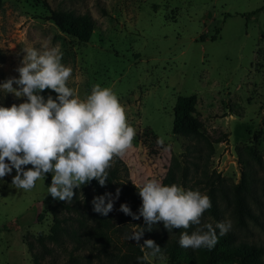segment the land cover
Returning a JSON list of instances; mask_svg holds the SVG:
<instances>
[{"label": "rangeland", "instance_id": "1", "mask_svg": "<svg viewBox=\"0 0 264 264\" xmlns=\"http://www.w3.org/2000/svg\"><path fill=\"white\" fill-rule=\"evenodd\" d=\"M45 3L52 9L89 13L96 21L90 40L81 42L62 33L48 19ZM44 44L60 45L62 63L72 69L67 84L80 98L100 84L113 89L125 107L136 136L133 147L118 157L121 180L135 188L148 179L162 181L176 158L179 186L206 194L219 173L220 186L227 192L240 178L244 165L239 159L243 158L253 178L254 197H248V203L256 220L247 218L245 226L237 224L229 193L216 191L219 216L206 210L201 225L230 220L229 232L236 242L261 245L264 251L260 190L264 178V0H0V84L19 77L16 69L26 55L22 49L42 51ZM41 94L57 96L51 90ZM179 95L196 96V115L211 143L203 137L172 133L173 106ZM26 99L0 90V106L10 108ZM159 136L165 137L164 145L157 144ZM15 175L13 169L0 179V264H109L91 237L83 236L80 245L66 233L57 241L47 238L52 207L61 203L48 193L51 173L30 191L12 185ZM74 191L85 209L90 197L82 188ZM112 199L111 213L117 222L121 203ZM58 213L65 217L66 228L76 226L74 210L60 207ZM142 222L127 220L117 225L125 228L126 241L134 243L128 237ZM197 227L186 231L191 234ZM164 230L169 240L180 239L185 231ZM124 240L120 239V245ZM140 242L144 243L143 237ZM161 254L146 261L166 264ZM35 256H39L37 263Z\"/></svg>", "mask_w": 264, "mask_h": 264}, {"label": "clouds", "instance_id": "2", "mask_svg": "<svg viewBox=\"0 0 264 264\" xmlns=\"http://www.w3.org/2000/svg\"><path fill=\"white\" fill-rule=\"evenodd\" d=\"M24 55L16 69L19 77L0 84V90L26 97V101L10 108L0 106V179L16 170L12 185L30 191L38 180L52 174L48 193L60 201L70 202L76 195L74 189L98 180L106 185L108 169L116 157L123 158L133 147L136 130L128 123L125 107L109 87L95 84L86 98H80L67 84L72 69L62 63L63 51L59 44L43 50L22 49ZM18 87H13V85ZM51 90L56 98L41 93ZM165 137L157 138L164 145ZM31 166L27 167L26 166ZM142 205L138 214L127 204L120 211L139 220L143 217L152 226L163 222L165 229H185L179 244L183 248L212 249L219 235H226L232 228L230 220L201 225L203 214L212 207L208 195L199 190L185 189L172 184L164 185L157 179H148L136 185ZM120 189L116 191L119 197ZM107 200V203L105 201ZM93 211L108 216L113 211L111 193L97 196L92 201ZM199 226L189 234L187 229ZM144 228L134 231L128 238L135 240L145 251L138 261L161 254V247L148 239L141 245Z\"/></svg>", "mask_w": 264, "mask_h": 264}, {"label": "trees", "instance_id": "3", "mask_svg": "<svg viewBox=\"0 0 264 264\" xmlns=\"http://www.w3.org/2000/svg\"><path fill=\"white\" fill-rule=\"evenodd\" d=\"M45 5L49 10L48 19L51 20L62 33L81 42L90 40L96 27V21L89 13L76 14L69 10L52 9L48 7L46 3ZM195 105V95H179L176 98L173 106L172 133L187 138L203 137L207 142L211 143L208 139L209 136L204 132L202 120L196 115ZM214 141L218 142V139ZM247 149L250 154L256 158L257 155L255 151L251 147ZM239 160L244 165V168L241 171L238 182L232 184L227 192L220 186L223 181L220 174L215 173L218 181L212 178L210 187L206 193V195L210 197L212 203V207L207 211L217 218L219 216V208L216 191H221L225 194L229 193L237 224L245 226L247 218L256 220V215L253 213L248 203V197H254V183L250 175L251 172L248 163L241 157ZM117 162H120L118 157L114 159V164L112 162V166L108 169V177L105 186H101L98 180L95 179L85 185H81L80 188L90 197L86 200L88 204L85 209L82 210L80 199L77 195H75L70 202L61 201V203H59L60 206L57 204L52 207L53 224L50 227L47 238L57 241L61 233H66L72 237L76 245H80L83 242V236L87 238L91 237L100 244V249L109 264H149L146 260L142 262L137 260L138 257L144 255L145 249L142 251L141 246L138 245L136 241L134 243L127 242V236L124 235V233H126L125 228L117 225L127 220L136 221V219L120 211L116 219L117 222H113L111 212L105 217L93 211L92 201L95 197L111 193L112 196L116 198V191L119 188L120 194L117 199L121 205L127 204L133 213L138 214L139 208L142 205V200L137 194L136 188L132 186L128 180L124 181L120 179V171ZM181 181L179 161L173 158L161 182L164 185L170 186L172 184L180 185ZM45 182L48 184L49 181L46 179ZM89 190H93L94 194H90ZM260 190L261 195L264 197V178L261 180ZM105 203H107V200ZM60 207L75 211L77 216L75 219L77 223L76 226L66 228L63 225L66 220L65 217L58 213ZM89 220L93 223L88 224ZM139 220H143L138 231H140L141 228L145 229L143 235L144 241L148 239L154 240L155 243L161 247V253H163L168 260L166 264H261V255L264 252L263 247L253 243L236 242L231 232H228L224 236H220L219 229H217L219 239L214 248H199L194 250L191 247H181L178 242L179 239L169 240L164 230V224L162 226L159 222L152 226V231H147L148 225L144 222L143 217ZM178 231H181V229H178ZM121 238L125 239L121 243V245H125V250H122L120 245L119 241ZM40 240H42V238H40ZM139 243L141 244L140 241ZM28 244L30 247L32 246V243L29 242ZM147 250L151 251L150 249ZM38 258L39 256H35L34 263L38 262Z\"/></svg>", "mask_w": 264, "mask_h": 264}]
</instances>
